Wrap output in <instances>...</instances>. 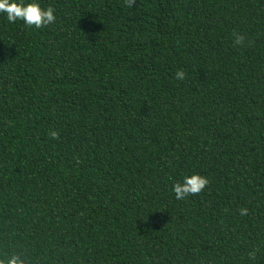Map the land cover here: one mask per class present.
<instances>
[{
    "label": "trees",
    "instance_id": "trees-1",
    "mask_svg": "<svg viewBox=\"0 0 264 264\" xmlns=\"http://www.w3.org/2000/svg\"><path fill=\"white\" fill-rule=\"evenodd\" d=\"M0 264H264V0H0Z\"/></svg>",
    "mask_w": 264,
    "mask_h": 264
}]
</instances>
